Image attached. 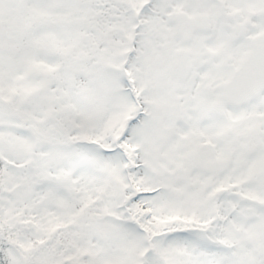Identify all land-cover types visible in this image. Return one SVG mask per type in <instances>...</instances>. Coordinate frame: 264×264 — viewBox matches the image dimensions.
I'll return each mask as SVG.
<instances>
[{
	"label": "snow or ice",
	"instance_id": "obj_1",
	"mask_svg": "<svg viewBox=\"0 0 264 264\" xmlns=\"http://www.w3.org/2000/svg\"><path fill=\"white\" fill-rule=\"evenodd\" d=\"M0 264H264V0H0Z\"/></svg>",
	"mask_w": 264,
	"mask_h": 264
}]
</instances>
